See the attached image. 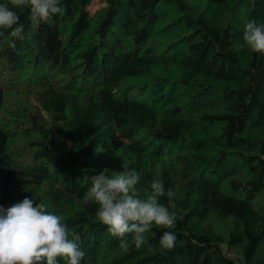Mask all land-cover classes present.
Listing matches in <instances>:
<instances>
[{
    "label": "trees",
    "instance_id": "1",
    "mask_svg": "<svg viewBox=\"0 0 264 264\" xmlns=\"http://www.w3.org/2000/svg\"><path fill=\"white\" fill-rule=\"evenodd\" d=\"M94 1L37 26L13 9L24 38L0 37V206L43 203L81 264H264V54L243 41L264 0ZM124 161L145 189L159 164L176 193L175 227L139 249L83 202L87 176Z\"/></svg>",
    "mask_w": 264,
    "mask_h": 264
},
{
    "label": "clouds",
    "instance_id": "2",
    "mask_svg": "<svg viewBox=\"0 0 264 264\" xmlns=\"http://www.w3.org/2000/svg\"><path fill=\"white\" fill-rule=\"evenodd\" d=\"M254 2V0H253ZM61 0H7L0 3V37L5 36L10 46L15 39H23L24 26L13 9H28L27 19L33 26L61 13ZM11 6V7H10ZM244 44L254 53L264 54V23L249 21L244 30ZM97 153L101 150L96 149ZM124 171L108 175L107 169L88 175L89 187L83 195L85 204L97 205L96 219L106 226L109 235L119 239V247L128 250L131 243L139 249L148 243L147 233L153 226L173 229L177 214L170 210L176 193L165 189L157 164L147 189L138 187L140 173L123 162ZM167 197L169 206L161 203ZM68 225L61 216L48 212L43 203L25 197L11 207L0 206V264H81L86 253L79 243L69 239ZM173 231H163L159 245L170 250L175 246Z\"/></svg>",
    "mask_w": 264,
    "mask_h": 264
},
{
    "label": "rangeland",
    "instance_id": "3",
    "mask_svg": "<svg viewBox=\"0 0 264 264\" xmlns=\"http://www.w3.org/2000/svg\"><path fill=\"white\" fill-rule=\"evenodd\" d=\"M101 2H99V0H95L89 7L92 11H94L95 9H97L99 7ZM226 234V233H225Z\"/></svg>",
    "mask_w": 264,
    "mask_h": 264
}]
</instances>
